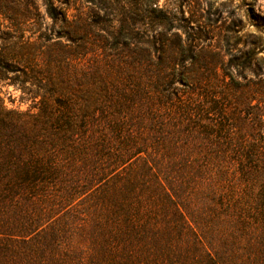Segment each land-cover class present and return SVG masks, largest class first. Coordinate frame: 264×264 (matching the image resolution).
Returning a JSON list of instances; mask_svg holds the SVG:
<instances>
[{"label":"trees","instance_id":"1","mask_svg":"<svg viewBox=\"0 0 264 264\" xmlns=\"http://www.w3.org/2000/svg\"><path fill=\"white\" fill-rule=\"evenodd\" d=\"M151 6H122L128 33L172 23ZM235 30L172 73L165 49L1 36L0 82L32 105L0 96V264H264V47Z\"/></svg>","mask_w":264,"mask_h":264},{"label":"rangeland","instance_id":"2","mask_svg":"<svg viewBox=\"0 0 264 264\" xmlns=\"http://www.w3.org/2000/svg\"><path fill=\"white\" fill-rule=\"evenodd\" d=\"M59 13V21L54 23L47 13L45 0H0V47L6 33H17L24 40L39 44L61 43L81 49L87 46L105 58L120 59L132 56V50L141 49V60L149 65L158 63L164 57L170 59L169 73L174 67L190 65L187 58L207 51L208 61L212 51H225V38L233 34L240 38L239 48H248L249 42L259 40L264 47V0H52ZM153 8L175 16L172 23L154 20L147 26H140L138 34L128 33L129 26L123 27L125 17L123 5L130 11ZM150 7V8H151ZM152 9V8H151ZM129 11V10H128ZM255 12L257 17H253ZM67 20L73 21L65 26ZM62 14V15H61ZM186 19V20H185ZM77 25V26H75ZM147 29V30H145ZM162 35V36H161ZM177 35V36H176ZM181 37L183 48L179 47ZM19 39V38H18ZM21 40V39H20ZM23 40V39H22ZM163 41V43L161 42ZM9 41V40H8ZM11 42V41H10ZM193 46L190 48L189 44ZM81 52V51H79ZM264 52V51H263ZM150 53V55H149ZM77 54V53H76ZM145 54L147 57H145ZM94 53L82 56L86 62H93ZM264 56V53H261ZM81 56V55H78ZM144 56V57H143ZM168 62V61H167ZM177 84L173 85V87ZM0 96L9 108L27 110L32 101L25 100L22 90L11 84L0 82Z\"/></svg>","mask_w":264,"mask_h":264}]
</instances>
